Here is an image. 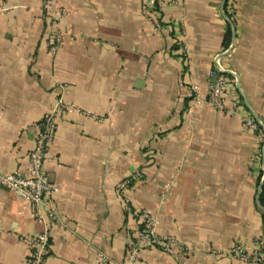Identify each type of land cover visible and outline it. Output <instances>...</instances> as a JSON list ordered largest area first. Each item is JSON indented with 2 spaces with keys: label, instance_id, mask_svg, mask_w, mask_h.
Instances as JSON below:
<instances>
[{
  "label": "crops",
  "instance_id": "0c3cea01",
  "mask_svg": "<svg viewBox=\"0 0 264 264\" xmlns=\"http://www.w3.org/2000/svg\"><path fill=\"white\" fill-rule=\"evenodd\" d=\"M66 11L64 41L52 56L48 17L40 0H0V170L26 175L35 125L62 95L100 117L60 112L44 169L59 188V220L48 230L45 264H120L134 224L115 193L121 180L150 163L145 181L128 194L191 250L184 264L241 263L227 254L264 238L257 192L264 176V0H177L164 22L181 19L188 62L171 34L155 30L140 0H55ZM232 37L226 47V33ZM236 76L232 94L257 124L241 115L194 106L186 87L206 97L209 73ZM238 83V86H237ZM60 87L64 91L61 93ZM45 225L27 201L0 186V264H27L20 237ZM137 264H183L158 250H142Z\"/></svg>",
  "mask_w": 264,
  "mask_h": 264
},
{
  "label": "built area",
  "instance_id": "2783aa9c",
  "mask_svg": "<svg viewBox=\"0 0 264 264\" xmlns=\"http://www.w3.org/2000/svg\"><path fill=\"white\" fill-rule=\"evenodd\" d=\"M141 13L155 30L165 29L171 34L173 50L183 62H188L189 48L184 42L183 20L175 19L170 23L164 22V12L167 7L177 4V0H140ZM41 11L48 17V30L46 33L47 48L54 56L64 41V34L60 29V23L66 11L55 0H40ZM4 8L0 7V14ZM216 69L209 73L206 85V97L200 92L199 86L190 84L186 87L189 102L185 109L188 117L193 115L196 105L207 104L214 110L241 115L243 129H257V124L248 114L242 111V106L237 96L232 94L230 82L236 80L233 73H226L218 59L215 61ZM63 93V87H60ZM75 111L90 117L96 121L102 119L86 110L80 109L74 104L67 103L60 95L50 111L45 113L35 125L34 143L27 155V174L4 173L0 170V186L12 192L19 199L32 205L34 218L38 223L45 225V230L39 235L20 237L28 247L27 264H45L49 252V227L59 220L56 195L59 188L52 183L44 169L46 162L50 161L49 148L52 145L57 129L56 117L60 112ZM263 152H259V155ZM151 157L143 153L142 169L135 171L127 178L117 183L115 193L123 206L124 214L134 224L132 237L127 243V251L120 264H137L138 255L142 250H158L176 261L185 263L191 250L184 245L174 234L162 235L156 229V220L148 212L136 209L129 198V192L138 184L145 181L143 168L150 163ZM227 254L241 263L264 264V238L257 241V248L249 252L242 244L233 245ZM108 258L103 253L98 255V264H107Z\"/></svg>",
  "mask_w": 264,
  "mask_h": 264
},
{
  "label": "trees",
  "instance_id": "16d2710c",
  "mask_svg": "<svg viewBox=\"0 0 264 264\" xmlns=\"http://www.w3.org/2000/svg\"><path fill=\"white\" fill-rule=\"evenodd\" d=\"M231 37H232V31L231 28L228 29L227 33H226V42H225V46L227 47L231 41ZM259 204L262 207V209L264 210V181L261 187V191H260V195H259Z\"/></svg>",
  "mask_w": 264,
  "mask_h": 264
},
{
  "label": "water",
  "instance_id": "95a60500",
  "mask_svg": "<svg viewBox=\"0 0 264 264\" xmlns=\"http://www.w3.org/2000/svg\"><path fill=\"white\" fill-rule=\"evenodd\" d=\"M226 73H230V72L228 71V72H226ZM237 86H238V83H237ZM263 161H264V148H263ZM263 181H264V176H263V178H262V181H261V183H260V185H259L258 192H257L258 206H259L261 209H262V207H261L260 204H259V195H260V191H261V187H262ZM262 210H263V209H262ZM263 211H264V210H263Z\"/></svg>",
  "mask_w": 264,
  "mask_h": 264
}]
</instances>
